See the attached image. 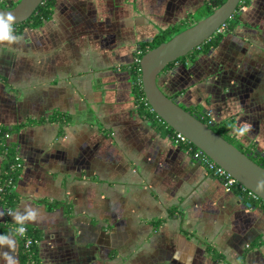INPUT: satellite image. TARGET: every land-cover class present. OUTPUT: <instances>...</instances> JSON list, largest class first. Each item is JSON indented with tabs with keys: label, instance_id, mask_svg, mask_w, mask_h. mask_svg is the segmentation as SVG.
<instances>
[{
	"label": "crops",
	"instance_id": "crops-1",
	"mask_svg": "<svg viewBox=\"0 0 264 264\" xmlns=\"http://www.w3.org/2000/svg\"><path fill=\"white\" fill-rule=\"evenodd\" d=\"M205 1L54 0L41 25L0 27V126L21 163L0 264H20L18 225L39 234L40 264H264V206L226 191L132 93L139 45ZM157 85L264 156V0Z\"/></svg>",
	"mask_w": 264,
	"mask_h": 264
},
{
	"label": "water",
	"instance_id": "water-1",
	"mask_svg": "<svg viewBox=\"0 0 264 264\" xmlns=\"http://www.w3.org/2000/svg\"><path fill=\"white\" fill-rule=\"evenodd\" d=\"M240 0H224L210 14L144 52L138 61L140 82L151 110L173 131L221 166L242 186L264 201V167L216 133L209 125L168 97L157 85L166 65L198 47L236 12ZM42 0H18L0 6V25H16L28 19Z\"/></svg>",
	"mask_w": 264,
	"mask_h": 264
},
{
	"label": "trees",
	"instance_id": "trees-1",
	"mask_svg": "<svg viewBox=\"0 0 264 264\" xmlns=\"http://www.w3.org/2000/svg\"><path fill=\"white\" fill-rule=\"evenodd\" d=\"M224 0H207L202 5H200L197 10L194 12L193 15L189 16L190 18L182 23L172 25L162 31H160L151 41L148 43H144L139 45V49L141 51L140 56L146 52L148 49H151L158 44L167 41L170 37L175 35L176 33L182 31L184 28L192 25L197 20L207 16L211 13V11L218 7ZM243 1V2H242ZM249 2V0H240L239 4L236 8L242 5H245ZM16 2H4L0 1V6L3 8L12 7L15 5ZM54 6V0H42V2L36 7L34 12L31 16L24 20L23 22L16 24V25H0L3 28H18L23 27H36L41 25V23L50 18L52 14ZM236 12L225 22L226 30L227 31L233 21V17ZM223 33H214L210 36L207 40L202 42L198 47L194 48L186 55L178 58L177 60L170 62L164 68H169L172 64L177 61H182L185 59H194L198 54L207 52L209 49L214 47L221 37ZM129 73L132 82V93L135 100V105L137 111L148 118L151 122H153L160 130H164L165 132H173L171 128H169L156 114L151 110V108L145 104L146 100L144 97V93L142 91L141 82H140V68L138 61H135L133 65L129 68ZM194 114L200 121L209 125L216 133L220 134L224 139L235 145L241 152L247 154L254 162L257 164L264 166V156L260 155L259 153H254L249 149V147H244L237 145L233 142L231 137L227 134V131L230 129L229 122H219V123H211L207 117L201 114ZM12 132V129L3 128L0 126V155L3 156L2 161V169L0 175V185H2V191L0 192V203L4 205H14L16 202V195L14 193V185L16 180L19 177L21 168L16 167V164L19 163V158L17 157L16 145L13 142L7 140V136ZM10 179L11 185H7L6 181ZM241 198L244 202L248 200L246 194H240ZM27 228V227H26ZM26 236L31 239V244L25 248L24 246V239L23 237H19V256H20V264H40L37 258V241L39 239V234L36 231L30 230L29 228L26 229Z\"/></svg>",
	"mask_w": 264,
	"mask_h": 264
},
{
	"label": "built area",
	"instance_id": "built-area-1",
	"mask_svg": "<svg viewBox=\"0 0 264 264\" xmlns=\"http://www.w3.org/2000/svg\"><path fill=\"white\" fill-rule=\"evenodd\" d=\"M243 2V1H242ZM226 30V24L222 23L215 31V33H224ZM141 51L137 50V57L135 61H139V55ZM145 104L148 105L147 101ZM149 106V105H148ZM150 107V106H149ZM8 137V136H7ZM172 141L176 145H183L187 152H189L190 156L196 160L197 162L203 164L208 172H211L215 175L222 183L224 189L226 191H233L236 195L242 200L241 195L242 193L246 194L248 200L246 202L243 201L245 207L250 208L253 206V202H260L264 206V201L261 200L256 194L246 189L242 186L236 179H234L229 173H227L221 166L216 164L212 161L206 154H204L200 149L193 146L185 136L181 133L172 132ZM253 152V150H251ZM16 167L21 168V163H17ZM264 167V166H263ZM7 185H11L10 179L6 181ZM2 191V185H0V192ZM5 214L6 216H10L12 214V210L10 206L5 207ZM26 226L25 225H18L13 228L14 233L18 237H23L24 239V246L27 248L31 244V239L26 236Z\"/></svg>",
	"mask_w": 264,
	"mask_h": 264
}]
</instances>
